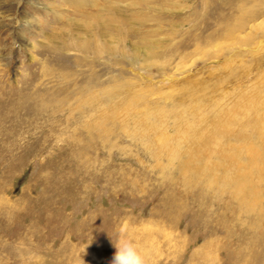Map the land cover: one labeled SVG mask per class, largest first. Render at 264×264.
I'll return each instance as SVG.
<instances>
[{"label":"rangeland","instance_id":"1","mask_svg":"<svg viewBox=\"0 0 264 264\" xmlns=\"http://www.w3.org/2000/svg\"><path fill=\"white\" fill-rule=\"evenodd\" d=\"M82 2L0 0V264H264V0Z\"/></svg>","mask_w":264,"mask_h":264},{"label":"clouds","instance_id":"2","mask_svg":"<svg viewBox=\"0 0 264 264\" xmlns=\"http://www.w3.org/2000/svg\"><path fill=\"white\" fill-rule=\"evenodd\" d=\"M116 249L111 264H146V257L132 241L120 239L114 244Z\"/></svg>","mask_w":264,"mask_h":264},{"label":"bare ground","instance_id":"3","mask_svg":"<svg viewBox=\"0 0 264 264\" xmlns=\"http://www.w3.org/2000/svg\"><path fill=\"white\" fill-rule=\"evenodd\" d=\"M73 1H77L78 3V5H80V3H83L82 2V0H73ZM111 1V0H110ZM85 2V1H84ZM95 2V1H94ZM94 2L92 3V5H95L94 4ZM144 2L147 4L148 3V0H144ZM115 3V2H114ZM144 4V3H143ZM106 7H110V8H112V6H97V10H99L98 11V13H97V15L96 16H94V18L96 19V20H98L97 22H99V24H101V25H103V26H105L106 24H109L111 21H113L116 17H114V16H112L113 15V13H112V15H110L109 13L110 12H108L107 13V11H106ZM117 7V6H116ZM96 13V12H95ZM115 13V12H114ZM110 15V16H106V15ZM105 15V16H104ZM103 20V21H102ZM29 22V21H28ZM116 23V22H115ZM110 25V24H109ZM112 25V24H111ZM97 26V25H96ZM117 26V25H116ZM100 27V26H99ZM98 27V28H99ZM114 27V26H113ZM104 28V27H103ZM114 29V28H113ZM117 29V28H116ZM103 30V29H102ZM106 31V30H105ZM108 31V30H107ZM117 31V30H116ZM106 33V32H105ZM104 34V33H103ZM105 35V34H104ZM90 43V42H89ZM86 45V44H85ZM54 46V45H53ZM87 46V45H86ZM51 47V46H50ZM50 47H48V48H50ZM60 47V46H59ZM55 48V47H54ZM52 49V48H51ZM46 52V51H45ZM49 52V51H48ZM53 57V56H52ZM96 64V63H95ZM100 70V69H99ZM83 88V87H82ZM213 107V106H212ZM90 130V129H89ZM83 133V132H82Z\"/></svg>","mask_w":264,"mask_h":264}]
</instances>
